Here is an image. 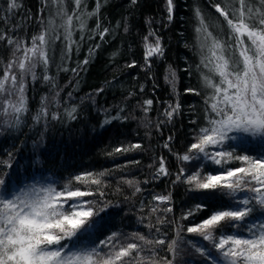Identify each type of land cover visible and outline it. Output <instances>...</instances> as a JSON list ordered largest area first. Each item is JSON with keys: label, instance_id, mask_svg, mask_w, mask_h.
Here are the masks:
<instances>
[{"label": "trees", "instance_id": "1", "mask_svg": "<svg viewBox=\"0 0 264 264\" xmlns=\"http://www.w3.org/2000/svg\"><path fill=\"white\" fill-rule=\"evenodd\" d=\"M225 2L173 0L169 19L167 0H82L79 14L85 28L81 31L79 21L73 18L70 50L62 38L51 39L62 34V29L50 31L48 65L37 63L36 78L25 77L27 111L21 115L20 124L10 127L0 123V161L11 164L10 168L0 164V175L7 173V186L0 191L10 195L32 183L53 184L58 189L66 183L82 189L86 186L97 193L87 199L103 211L94 217L93 229L80 237L77 246L98 245L113 233L119 242H128L139 233L166 241L165 245L151 246L159 264H164V257L171 258L167 243L173 239L180 241L176 264H207L188 242L211 247L208 242L186 231L178 235V228L186 229L213 210L234 205L227 196L204 199L207 193L189 191V185L176 182V175L182 168L190 174L194 170L220 172L240 166L238 161L221 167L202 157L191 162L178 159L186 154L199 127L206 125L205 98L210 90L202 80L207 69L201 66L204 33L196 31L201 27L197 11L208 31L227 40L226 22L213 7ZM8 3L0 0V35L5 37L0 40V75L10 60L23 56V48L31 47L34 36L48 28L49 19L59 8L69 14L76 11L73 0H63L62 4L17 0L19 7L11 11ZM61 22L56 19L57 24ZM97 25L100 30L107 29L103 39ZM145 37L148 43L159 39L163 49L162 56L149 58L150 67L145 63ZM8 38L20 43L21 51L15 57V46L7 43ZM86 59L87 64L83 63ZM13 71L18 72L15 67ZM173 72L175 79L170 83L168 77ZM45 75L50 80L43 79ZM147 100H152L151 106L145 105ZM177 104L178 111L169 119L166 112ZM42 108L47 115L37 120ZM7 119L0 116V121ZM137 144L139 148L132 147ZM117 147L128 150L118 153ZM224 147L237 154H264V140L245 135ZM161 159L168 175H157ZM85 173H104L101 185L76 183L74 177ZM160 195L170 196V202L161 204L153 199ZM198 203L207 208L182 219ZM153 207L158 211L153 213ZM167 207L172 211H162ZM158 218L164 222L157 223ZM262 220L261 212L249 218L250 222Z\"/></svg>", "mask_w": 264, "mask_h": 264}, {"label": "snow or ice", "instance_id": "2", "mask_svg": "<svg viewBox=\"0 0 264 264\" xmlns=\"http://www.w3.org/2000/svg\"><path fill=\"white\" fill-rule=\"evenodd\" d=\"M73 2L76 11L69 14L63 7L59 8L54 17L49 19L48 28L32 38L31 47L23 48V56L10 60L5 66L0 75V116L8 119L0 123L10 127L20 124L21 115L27 111L25 77L30 75L32 79L36 78L37 63L45 67L48 65L50 31L62 29V34L51 39L62 38L70 50L74 42L73 18L79 21L81 31L85 28L84 19L79 14L82 0ZM52 3L62 4L63 0H52ZM17 7V0H9V11ZM173 7V0H167L169 19ZM213 7L226 22L228 38L223 40L208 31L202 14L197 11L201 27L196 31L204 33L201 66L207 69L202 80L204 87L210 90L205 98L206 125L199 127L186 154L178 156V159L191 162L202 157L221 167L238 161L240 166L224 168L220 172L194 170L190 174H186L182 168L176 175V182L189 185V191L207 193L204 199L227 196L234 206L213 210L201 222L186 229L179 226L178 235L180 231H186L207 241L211 247L188 242L207 264H264V220L249 221L254 213H264V154H237L224 147L240 135L264 140V0H256L255 3L253 0H226L223 5L216 3ZM57 18L61 19L60 24L56 23ZM97 30L103 39L107 29L100 30L97 25ZM2 39L5 37L0 35ZM147 40L148 37H145V63L150 67L149 58L153 55L162 56L163 49L159 39L154 43H148ZM7 43L15 46V57V53L21 51L20 43L11 38L7 39ZM229 49L232 50L230 53ZM83 63L87 64L88 60ZM14 67L18 72L13 71ZM43 79L47 81L50 77L45 75ZM168 79L172 83L175 73H171ZM188 91L200 95L195 89ZM151 104L152 100L145 101L146 106ZM178 109L177 104L166 112L169 119ZM46 115V110L42 108L36 119ZM132 147L139 148L140 145ZM127 150L115 148L118 153ZM0 164L11 167L7 162L0 161ZM160 174L168 175L163 159L157 171V175ZM103 175L85 173L75 176L74 180L78 184L99 186ZM6 176L7 173L0 175V190L7 186ZM128 183L131 185L132 181ZM135 191L139 192L140 188L136 187ZM239 193L253 195L239 197ZM96 194L86 186L82 189L71 183L59 189L53 184H26L10 195L0 191V264H159L155 249L151 246L165 245L166 241L151 239L139 233H134L128 242H119L117 234L113 233L98 245L77 246L80 237L93 229L96 223L94 217L103 211V208H97L96 202L87 199ZM153 199L168 204L171 197L160 195ZM206 208V204L198 203L182 219H188ZM151 211L155 213L158 209L153 207ZM162 211L171 212L172 209L167 207ZM163 222V219L158 218L157 223ZM232 229L236 231L232 232ZM156 231L159 232V228ZM179 247L178 239L167 243L171 258L164 257V264H176Z\"/></svg>", "mask_w": 264, "mask_h": 264}]
</instances>
